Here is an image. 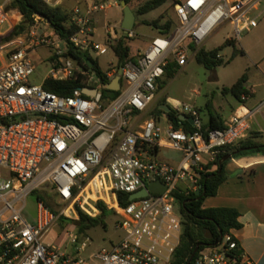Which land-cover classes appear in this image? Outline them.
Listing matches in <instances>:
<instances>
[{"label":"built area","instance_id":"obj_1","mask_svg":"<svg viewBox=\"0 0 264 264\" xmlns=\"http://www.w3.org/2000/svg\"><path fill=\"white\" fill-rule=\"evenodd\" d=\"M263 2L179 0L173 30H160L135 61L119 69L120 95L106 104L107 84L93 65L85 69L66 54L71 46L93 59L112 51L111 44L120 35L107 28L102 43L93 27L95 12L111 7L110 3L87 0L76 9L72 20L79 29L68 39L41 35L37 21L29 31L4 41L13 21L23 15L7 9L9 0H0V53L7 59L0 69V264H173L184 232L177 194L189 196L202 189L205 164L215 161L220 148L248 138L250 124L246 115L236 114L224 128H205L200 111L190 105L183 107V113L176 112L194 120L193 131L174 128L168 118L163 125L160 118L140 123L135 117L151 110L170 64L185 66L228 24L240 41L258 25ZM40 48L49 52L44 62L48 69L43 82L33 84L37 70L33 56ZM119 71L106 75L114 80ZM73 77L84 86L70 96L44 88L46 80ZM248 97L243 95V101ZM156 148L179 153L180 162L159 160V152L152 153ZM152 182L161 183L165 191L130 199ZM39 190L49 191L64 209L58 215L39 201L36 221L31 223L23 213L27 198ZM121 195L129 196L127 205L121 203ZM99 201L119 217L117 228L123 238L118 244L87 260L82 252L89 240L81 243L74 232H67L73 253L45 242L60 216L76 220L81 210L97 217ZM240 249L231 230L199 250L191 264H256Z\"/></svg>","mask_w":264,"mask_h":264},{"label":"rangeland","instance_id":"obj_2","mask_svg":"<svg viewBox=\"0 0 264 264\" xmlns=\"http://www.w3.org/2000/svg\"><path fill=\"white\" fill-rule=\"evenodd\" d=\"M12 0H9V3ZM149 0H131L130 6L136 14V24L132 33L130 44L134 52L144 51L148 43H151L154 37L158 36V29L149 26L146 22H153L160 19L161 24H166L169 20L176 22L175 6L173 1H169L163 7L150 12L146 15H138L139 8ZM87 0H50L53 7H60L69 16L74 15L76 9L84 7ZM99 4L110 3L111 7L104 10L96 11L94 14L93 27L96 28L97 40L105 43L107 40V28H114L118 35L125 34L122 29V21L124 17L123 9L116 2V0H98ZM264 11V2L258 10ZM23 18L13 21V27L9 30V35L19 26ZM31 27L26 28L22 33L29 31ZM39 33L41 35L49 36L53 34V29L45 22H40ZM21 33V34H22ZM17 37V36H16ZM14 37L13 39H15ZM233 38L237 49L243 50L245 55L239 54L232 59L234 54V47H226L221 51V56L225 61H230L229 64L215 68L206 69L199 64L196 58L190 61L174 74L173 77H164L162 96L172 110L183 113V107L190 105L199 107L203 110L204 115H208L207 104L226 103L227 101H234L236 98L231 93H225V88L237 82L244 71L249 67L250 62L247 55L257 58L264 54V14L259 19L258 25L251 31L243 34L240 41L236 40L234 36L233 26L228 24L223 29L219 30L205 45V50H213L222 46L227 40ZM12 39V40H13ZM49 52L47 49L40 48L34 54L33 58L37 65V70L32 76L33 84H41L44 76L47 73L48 66L44 64L47 61ZM6 57V55H5ZM99 62L106 72L119 71V64L112 51L105 56L99 58ZM3 65V58L0 57V67ZM158 91H161L159 89ZM211 111H213L211 109ZM163 125H166L164 119ZM178 154L169 149H162L158 155V159L165 162L175 163ZM175 161V162H174ZM39 199L45 200L49 206L56 212L61 213L63 207L57 204V198L49 191L39 190L31 194L27 198L26 208L24 210V217L31 223H35L37 218V205ZM110 204L113 202L106 199ZM94 213L93 211H91ZM95 214V213H94ZM100 215V214H99ZM97 215V216H99ZM80 216L78 219L79 220ZM104 224L101 223L96 227L81 232L79 226L71 220L65 223L58 222L46 236L45 242L47 244H56L64 252H74L67 232H74L79 236V241L85 242L89 240L88 247L82 252V257L90 259L91 256L97 254L102 249H111L113 245L118 244L123 238V232L117 228L119 217L116 214H110L103 218Z\"/></svg>","mask_w":264,"mask_h":264},{"label":"trees","instance_id":"obj_3","mask_svg":"<svg viewBox=\"0 0 264 264\" xmlns=\"http://www.w3.org/2000/svg\"><path fill=\"white\" fill-rule=\"evenodd\" d=\"M125 1L128 4L131 2V0ZM169 1H173L174 6L179 2V0H149L139 8L137 14H149L163 7ZM7 9L18 10L23 15V21L10 35L8 34L4 38V41L12 40L26 28L35 25L37 21L45 22L50 25L53 29V34L49 35V37H56L58 39H68L79 29V27L73 23L72 16H69L60 7L51 6L45 0H12L10 4L7 5ZM146 24L161 30L162 33H170L175 26V21L169 20L166 24L162 25L161 20L158 19L153 22H146ZM131 39L129 34H121L116 43L111 44V49L117 59L119 69L128 61H135L138 58L139 53L134 52L130 44ZM230 46L234 47L232 59L239 54L245 55L243 50L237 49L235 41L227 40L222 46L216 49L210 51L205 49L199 50L196 55V60L206 69H215L227 65L231 60L225 61L221 56V51ZM66 56L76 59L85 69H90L92 64V69L101 77L102 83L107 85L111 83L112 80L107 77L106 71L103 70L99 59H93L91 56L79 52L74 46L70 47ZM179 69H181V66L172 63L167 68L165 76L169 78L173 77ZM247 82L248 73H245L232 87L225 88L224 92L231 93L237 100L243 101V95L250 96V92L246 88ZM163 85L164 81L162 80L158 85V89L163 90ZM83 86L81 79L77 77H73L66 81L49 79L44 83V88L47 91L64 97L70 96L74 90L82 88ZM119 95V91L103 90V97L106 104L115 100ZM164 104H166L165 100L162 101V105ZM156 111L166 114L174 128L179 129L183 127L187 131L194 130L193 125L187 121H182L176 111L171 110V112L167 113L160 109V107H157ZM224 127L223 122L220 121L218 117H213L211 125L205 128L221 129ZM260 139H264V135L261 133H254L252 136H249L235 145L220 148L215 161L205 164V172L202 174L201 180L202 189L200 195H197V191L189 196L177 194V201L180 204L181 214L184 218V232L180 246L175 254L173 264H188L193 256L194 258L197 257L199 250L220 241L222 237L220 231L226 234L231 230L242 228V224L239 222L240 212L237 209L228 207L206 208L204 207V203L209 197H215L222 184L228 180V175L226 173V165L228 162L220 165V160L229 154H233L232 159H239L251 155H264V142H258ZM247 148L252 149L247 150ZM157 152H159V148L152 150V153ZM39 201L49 206L45 200L39 199ZM120 201L123 205H127L130 202L129 196L121 195ZM96 206L101 211L100 215L97 217H90L79 210V220H72L60 216L58 222L65 223L67 220H71L79 226L81 232H85L101 223L106 227L103 218L115 213L108 210L105 203L102 201L97 202ZM56 213L59 215L58 212ZM198 246H200V248L195 254V250Z\"/></svg>","mask_w":264,"mask_h":264},{"label":"crops","instance_id":"obj_4","mask_svg":"<svg viewBox=\"0 0 264 264\" xmlns=\"http://www.w3.org/2000/svg\"><path fill=\"white\" fill-rule=\"evenodd\" d=\"M149 45L150 43L144 50ZM137 52L141 53L143 51ZM0 57L3 58L1 69L7 64V59L4 53H0ZM247 57L250 65L241 76L248 73L246 88L249 90L250 96L244 101L235 99L231 102L227 101L216 105L207 104L208 115L204 116L203 110L197 107L205 127L211 125L213 117H218L225 126L236 114L246 115L250 124L248 137L254 133L264 135V54L257 58L249 55ZM235 83L230 85L229 88ZM162 93L163 90L158 92L149 112L136 115L135 122L141 123L152 117L160 118L161 121L164 119L165 123L167 122V115L156 111L157 107L163 110L162 101L165 99ZM186 121L191 125L193 124L190 120ZM258 142H264V139H260ZM162 149L167 148H161L160 152ZM177 154L179 157L176 158V162L174 161V165L180 162L181 155ZM226 173L228 180L222 184L215 197L206 199L204 207L237 209L240 212L239 222L242 224V228L233 230L234 236L247 257L251 258L256 264H264V155L231 159L226 165Z\"/></svg>","mask_w":264,"mask_h":264},{"label":"water","instance_id":"obj_5","mask_svg":"<svg viewBox=\"0 0 264 264\" xmlns=\"http://www.w3.org/2000/svg\"><path fill=\"white\" fill-rule=\"evenodd\" d=\"M116 2L123 9L124 17H123V21H122V29L125 31V33L128 34L134 30V27L136 24V14L132 10L131 6L125 0H116ZM121 75H122V71L120 70L118 75L116 76V78H114V80H112V82L110 84L105 85L104 89L111 90V91H119L121 88ZM163 110L165 112L169 113V112H171L172 109L168 105L164 104ZM180 119L182 121L190 120L192 123L194 122V120L192 118L188 119L187 116L181 115ZM250 149H252V148H247V150H250ZM232 157H233V154L226 155L225 157H223L220 160V165H223L225 162L230 161L232 159ZM165 189H166L165 186H163L161 183L152 182L148 186L147 189H143L138 193L132 194L130 196V199L135 200V199L147 197L149 192L163 193L165 191ZM196 193H197V195H200L201 189H199ZM220 233L223 234L222 231H220ZM199 248H200V246H198L196 248L195 254L198 252ZM193 259H194V256L190 259L188 264H191Z\"/></svg>","mask_w":264,"mask_h":264}]
</instances>
